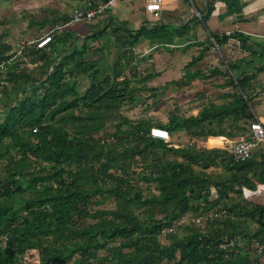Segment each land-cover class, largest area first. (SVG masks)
<instances>
[{
    "label": "trees",
    "instance_id": "16d2710c",
    "mask_svg": "<svg viewBox=\"0 0 264 264\" xmlns=\"http://www.w3.org/2000/svg\"><path fill=\"white\" fill-rule=\"evenodd\" d=\"M87 1L95 5L103 2L85 0L83 6ZM212 11L213 5L207 2L205 9L199 10L201 16L195 13L183 25L165 23L162 18L146 20L137 29L112 18L91 25L86 40L112 34L114 44L122 48L101 81L97 79L106 58L103 48L95 49L100 52L97 58L86 59L90 54L87 44L80 45L78 37L68 42L69 38L57 35L71 26L54 31L41 47L25 43L19 54L12 46L0 44V264H99L95 261L101 250L106 254L100 264H237L236 256L249 254L253 264H260L264 257V203L249 201L243 193V187L254 190L264 184V154L258 153V146L250 158L236 161L226 148L178 147L151 135L154 126L171 135L184 130L191 137L207 140L248 135L256 120L250 96L256 73L232 76L230 71L238 65L231 62L225 69L213 67L207 75L194 69L165 87L187 86L196 78L218 73L228 75L227 84L235 88L231 100L223 104L208 101L196 115L172 113L165 123L126 116L119 123L109 119L127 100H138L133 81L154 77L155 73H143L142 77L139 71L136 46L140 40L166 32L186 38L187 47L191 46L194 27L190 23L209 30ZM209 32L218 45L236 37L252 56L264 57V48L255 50L256 45L248 43V37L240 32ZM63 42L68 43L66 51L61 49ZM209 42L213 43L210 37L196 41L204 47L186 68L203 58ZM26 57H31L35 70L21 66ZM79 74L91 80L84 93L77 86ZM121 77L124 79L119 80ZM108 124H115V130L98 135ZM219 163L226 168V175L214 177L207 169ZM134 164L145 166L137 176L145 183L155 182L157 193L145 195L142 185L134 188L129 184L130 170L136 171ZM96 195L113 197L116 207L90 211ZM218 204L229 211L226 217L203 226L194 221ZM138 209L147 213L142 215ZM155 211L163 217L156 218ZM192 212L198 213L191 218L186 236L180 238L176 233L187 223L162 233L166 224ZM77 216L95 221L79 227L75 225ZM161 235L167 243H162Z\"/></svg>",
    "mask_w": 264,
    "mask_h": 264
},
{
    "label": "rangeland",
    "instance_id": "374dc122",
    "mask_svg": "<svg viewBox=\"0 0 264 264\" xmlns=\"http://www.w3.org/2000/svg\"><path fill=\"white\" fill-rule=\"evenodd\" d=\"M187 2L189 4V7L191 8V2L189 0H187ZM84 3L85 0H0V44L12 46V50L14 52L17 51V54H19L22 45L27 42H31L32 44L30 45L38 43V39H41V37L45 34H49V32H51L56 26L66 21L70 17L71 13H73L75 9H78V7L80 8L81 6H83ZM195 13L197 12L194 9L193 15ZM114 17L117 18V14H115ZM154 17V19H159L157 18L159 16ZM93 23L94 21L91 23L74 24L70 29L59 32L57 33V35L62 36L63 39L69 38L68 42H70V40L74 37H78L80 45L87 44V46L90 47V54L86 57V59H90L100 54V52H97V50H95L97 48L95 46L99 47L97 41L85 39V37H88L91 33V25ZM69 34L72 35L69 36ZM73 34L75 36H73ZM62 45L63 46L61 49L63 51H66V49L69 47L67 42H63ZM163 52L164 51L160 50L159 55L157 56V60H154L153 64L149 63V65L147 66L141 63L139 71L142 73V77L149 73H156L154 74V78H156L155 80H161V77L159 76L162 72L157 74V70L166 68V54H162ZM171 52H174V50ZM192 52L193 49H190L187 53H179V56L182 58L181 61L183 59H185V61L191 60L192 57H194ZM234 56V54H230L229 56L226 55L221 46H215L212 42H209L208 49L206 50L203 58L196 62L195 66L191 68V71L194 70L193 68L199 67L200 69H202V71H205L204 75H207L208 72H211L214 69L213 67L215 66L219 67L220 65L222 69H225L227 68V64ZM30 59L31 57H26V59L21 60L23 61L21 66L30 70H35L36 65H34V63H31ZM143 73L145 75H143ZM36 75L39 76L38 71L36 72ZM151 80H144L139 83L133 81L132 86L137 88L136 98H138V100L135 103L127 100L124 104H122L120 108L112 111L109 119L116 120V123H119L121 121V118L123 116H126L132 120L147 118L154 122L165 123L168 122L169 117L172 113H176L180 116L196 115L198 111L197 109H199L205 102H202L203 99H197L195 96L193 97V92L195 91L193 87L192 89L184 90H181V88L173 87L164 91L162 86H156L158 87V89L156 88L157 90H149V86H147V83H150ZM76 81L78 89L81 93H84L91 84V80L85 74H79L76 77ZM115 124H108V126L100 131L98 135H103L104 130L113 132L115 130ZM125 127L126 126H124V128ZM70 128L73 129L74 127L70 126ZM207 138L208 137L194 138L191 137L187 131L182 130L172 135L171 142L178 147L189 145L199 148L221 149L227 147V143L229 142V139L225 136L208 140ZM133 166L136 171H134L133 169L130 170L131 181L129 184L135 186L134 188L142 185L145 195L150 191L157 193V191L155 190V182L145 183V181L142 180L140 176H137L138 173L142 172L141 168L145 166H140L137 164H134ZM207 171L214 177H223L227 172L222 163H219L217 166L210 167L209 169H207ZM115 172L116 171L113 170L111 171V173ZM102 198H104L102 195L93 196L91 200L92 202L89 205V210L93 212L99 209H114L116 207L113 197L108 196L107 198H104V200ZM247 199L252 202L264 203V196H262V194H254L252 197H249ZM201 203L204 204L203 200H201ZM136 212H139L142 215H145L147 213L146 210L141 209H138ZM196 213L198 212H192L185 215L186 221L184 222V224H187L177 230V237L182 238L189 233L191 227L189 223H191V218L194 217ZM155 217L161 218L163 217V215H159L155 211ZM75 219V225L79 227L87 226L88 224L95 221V219L91 217L77 216ZM170 224H166L165 226ZM162 236L163 235H161L160 237L162 243H167V239L162 238ZM47 240H50V238ZM105 254L106 252L104 250L99 251L97 259L98 261H95V263L99 262L100 264ZM75 257H78V254H76ZM19 260L21 262V255L19 256ZM164 264L171 263L165 262Z\"/></svg>",
    "mask_w": 264,
    "mask_h": 264
},
{
    "label": "crops",
    "instance_id": "0c3cea01",
    "mask_svg": "<svg viewBox=\"0 0 264 264\" xmlns=\"http://www.w3.org/2000/svg\"><path fill=\"white\" fill-rule=\"evenodd\" d=\"M96 2H104L105 0H95ZM195 4L189 7L187 0H164L163 10L157 18H162V22L173 23L177 25H183L193 18V10H196V14L199 10H204L205 5L210 3L213 5V11L207 21L209 30H207L202 24L191 22L193 26L191 41L194 42L191 46L187 47L188 42L184 37H177L167 34L166 32L158 33L149 36L148 38H142L140 43L136 46V51L139 56L138 59L144 65L153 64L154 60H157L160 50L164 51L162 54H166V68L158 69L157 74L162 72L159 77L160 81L151 80L147 83V86L153 88L156 86H162L163 90H168L173 87L184 89H193V97L201 99L199 97H205L202 106L208 101L216 104H223L231 100V94L234 93L235 88L233 85L227 84L229 81L228 75L214 74L208 78H196L191 81L187 86L169 85L165 87L166 83L172 80H178L185 74L191 72V68H186L187 63L191 60L181 61L179 53H187L190 49H193V56L196 57L201 52L204 46L196 44V41H207L210 37V32L218 35L230 34L233 32H240L248 37V43L255 44V50L264 48V0H194ZM146 0H116V5L113 11H109L106 15L101 16L100 19L95 21L92 25H96L105 18H112L114 21L124 24L131 29H137L144 24L146 20H157L152 14H149L146 10ZM117 14V18L114 15ZM100 20V21H99ZM111 26L109 30H111ZM97 41L99 47L103 48L102 54L106 56L101 63V73L98 75V81L112 70L113 64L118 60L121 55L122 48L120 45H115V36L107 34L99 38ZM206 46V45H205ZM222 47L226 55L235 56L231 59V64L237 63V67L230 71V75H240L243 72L256 73V77L251 80L254 90L251 96L252 111L255 114V118L264 121V57H255L251 55L249 49L242 48L239 38L232 37ZM98 47V46H95ZM174 52H171L173 51ZM177 57H175V56ZM97 58V56H96ZM193 58V57H192ZM221 68V66L219 65ZM261 68V72L259 71ZM201 70L199 67L193 68ZM178 72V73H175ZM203 73L205 71H202ZM156 74V73H155ZM209 74V72H208ZM158 79V78H157ZM161 88V87H160ZM196 110V109H195ZM228 138V137H227ZM229 142L231 138H228ZM258 153L264 154V141L259 143ZM224 146V145H223ZM264 196V194H262ZM217 194L215 195V198ZM219 205V204H218ZM253 257L249 255L236 256L235 262L237 264H253ZM260 264H264V257L261 258Z\"/></svg>",
    "mask_w": 264,
    "mask_h": 264
},
{
    "label": "built area",
    "instance_id": "2783aa9c",
    "mask_svg": "<svg viewBox=\"0 0 264 264\" xmlns=\"http://www.w3.org/2000/svg\"><path fill=\"white\" fill-rule=\"evenodd\" d=\"M163 4L164 0H146V11L149 14H152L153 16H159L161 11L163 10ZM116 5V0H108L106 2H102L99 4H93L91 1H87L85 6L82 8L75 9L73 13H71L69 19L58 26H56L49 34H45L41 37V39H38V47H41L42 45L49 42L51 35L56 30H63L65 27L72 26L74 24H82V23H91L96 20L98 16L103 15L104 13L108 11H113ZM198 16H201L199 13ZM213 41V44L215 46H218V43L214 38H211ZM27 44H32L31 42H27ZM21 50L19 51V53ZM3 64H0V67H2ZM124 79L123 77L119 78V80ZM35 131L38 130L36 127L34 129ZM151 135L163 139L166 142L171 143L172 135L170 132L164 128L154 126L151 128ZM264 141V121L257 119L251 124V131L246 136L238 137L234 140H231L227 143L226 148L231 156L236 161H244L251 157L256 147L259 145L260 142ZM171 145L175 146L174 143H171ZM243 193L246 198L252 197L254 194H263L264 193V184H258L257 188L252 190L247 187H243ZM229 211L227 208L223 205L214 206L206 211H204L202 214L194 218V221L203 226L207 221L215 220L219 218H224L227 216ZM186 221L185 217L177 218L171 223L170 225L165 226L163 228L162 233L167 234L175 231L177 228L182 226L184 222ZM232 245L233 242L229 244L223 245V247H227L229 245ZM261 251V249L259 250ZM38 256V254H36Z\"/></svg>",
    "mask_w": 264,
    "mask_h": 264
}]
</instances>
